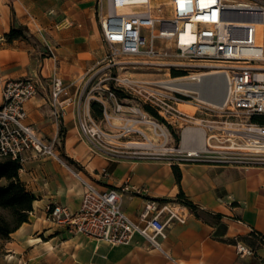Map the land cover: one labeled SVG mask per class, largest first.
<instances>
[{
	"label": "crops",
	"instance_id": "crops-1",
	"mask_svg": "<svg viewBox=\"0 0 264 264\" xmlns=\"http://www.w3.org/2000/svg\"><path fill=\"white\" fill-rule=\"evenodd\" d=\"M96 12L95 0H0V102L6 80H36L24 122L42 139L59 141L62 161L31 150L20 155L18 178L34 200L28 221L0 242V264H264V244L242 258L226 241L252 232L264 237V165L124 159L92 151L82 137L77 113L90 98L85 79L105 55ZM12 26L26 27L37 45L7 44L3 36ZM49 48L53 57L45 54ZM52 76L65 87L62 116L50 102ZM172 165L179 168V183ZM124 183L138 190L121 200V210L134 222L142 224L139 214L147 199L179 207L186 216L158 238L167 256L136 233L129 244L110 246L47 220L52 205L78 210L86 184L105 190ZM180 190L208 214L205 219L175 202Z\"/></svg>",
	"mask_w": 264,
	"mask_h": 264
},
{
	"label": "built area",
	"instance_id": "built-area-1",
	"mask_svg": "<svg viewBox=\"0 0 264 264\" xmlns=\"http://www.w3.org/2000/svg\"><path fill=\"white\" fill-rule=\"evenodd\" d=\"M95 1L101 37L107 46V53L100 62H105L104 68H115L123 73L107 78L111 84H104L101 93L90 96L78 107V128L92 151L129 159H158L161 155L152 149L126 152L121 146L117 148L113 142L120 134L115 136L100 130L89 110L91 99L100 104L102 116L109 123L115 119L128 125L148 124L156 131L161 130L158 121L172 127L190 122L191 116L179 109L181 103L192 105L188 92L169 87L165 80L133 78L129 75L133 71L151 70L167 77L172 70L182 71L185 76L169 81L184 79L197 84L204 77L200 75L214 72L226 84L223 104L213 106L195 99L197 104L193 107L206 116L241 119L236 129L240 134L207 124L204 126L207 143L203 149L180 150L177 162L264 165V124L250 121L253 116L264 119V45L262 39L257 42V26L264 23V0ZM48 51L53 57L50 48ZM48 84L53 112L62 116L60 98L66 95L62 80L52 76ZM37 85V81L30 78L4 82L0 102V157L20 160L24 151L31 150L62 163L56 153L59 141L42 139L24 122V106L35 97ZM193 94L198 96L196 92ZM145 106L155 115L144 111ZM109 109L116 117L107 113ZM216 129L222 133H213ZM223 132L227 135L224 141L229 145L211 146V139L222 143ZM187 145L195 147L198 140L192 138ZM225 154L250 157L242 159ZM129 192L138 190L129 183L105 190L86 184L78 210L52 205L47 207V220L70 233L95 238L110 246L127 245L136 233L149 246L162 251L158 238L166 236L173 220L183 223L186 216L179 207L147 199L139 214L142 224H138L121 210L122 196ZM234 246L242 258L254 254L241 242Z\"/></svg>",
	"mask_w": 264,
	"mask_h": 264
},
{
	"label": "rangeland",
	"instance_id": "rangeland-1",
	"mask_svg": "<svg viewBox=\"0 0 264 264\" xmlns=\"http://www.w3.org/2000/svg\"><path fill=\"white\" fill-rule=\"evenodd\" d=\"M96 16H97V21L99 18V15L96 12ZM99 22V21H98ZM99 24V23H98ZM103 42V40H102ZM32 45H37L38 42H31ZM104 43V42H103ZM104 50H105V54L107 53V46L104 44ZM49 51H45V54H48ZM102 60V59H101ZM100 62V61H99ZM97 63V65L95 66L94 70H93V76L91 74V76H88L85 80H86V84H87V92L86 95L87 96H97L98 93L102 92L101 88H103L102 86L104 84H111V81L108 80L107 78L109 77H114V76H119L121 75L120 70L112 68V69H108V68H104L105 66V62H100ZM132 72V71H130ZM128 72V73H130ZM131 77L133 78H143V79H148V80H165V81H169V80H173L174 78H178V77H171L170 73L169 76H164L162 75V72L160 73H156L153 72L151 70H135L132 72V74H129ZM185 76V75H183ZM181 77V76H180ZM185 82L187 80H184ZM192 86L197 87V90H195L196 93H198V96L205 98L207 100L210 101H214V102H219L222 98L223 95V87H224V80L222 79V77L211 74V75H207L204 76L201 79L200 83H191ZM190 97H188L191 100L192 106L196 105V98L197 97L195 94H190L188 93ZM84 97V96H83ZM84 100V98H83ZM91 101H95L94 99H91ZM124 104H129V102L124 101ZM216 106H220L219 104H217ZM144 109V108H143ZM144 111H146L144 109ZM107 113L109 115H112L113 117H116L115 115H113L111 113V110H107ZM150 114V113H149ZM188 114V113H187ZM124 116H127V113H123ZM191 116V119L189 120L190 122H186L183 123L181 125H175V126H169L167 124L162 123L161 121H158V125L160 126V128L164 131V135L163 133H161V130L156 129V131H154V129L149 126L148 124H136V125H128L127 123H125L123 120H115L112 119L111 123L107 122L106 119L102 116L99 119H95L96 123L98 125V127L100 128V130H102L105 133H108L110 135H119L116 139L115 142H113V144L115 146H118L117 148H120L121 146V150L123 151H141V150H146V149H152L157 153H161V155L159 156L160 158L158 159H134V160H157V161H173V162H177V158H180L181 155L179 154L180 150H183L184 148L181 145V139H182V131L186 130V127L189 128H202L203 130H206V128L204 127L207 124H210L212 126H215L216 128H220V129H232V130H236L238 129L240 126L238 124H241V119L239 118H235V117H217L215 115L212 114V116H206L204 114H201L200 112L196 111L195 108H193V112L191 114H188ZM206 120L208 122L204 123V122H200L199 124V120ZM215 121V122H214ZM224 121H226V123H224ZM198 122V123H196ZM224 123V124H223ZM229 123H231L232 125H228ZM132 128H135V130L130 131ZM216 129L213 133H222L221 130ZM129 130V132H128ZM155 132L157 134H155ZM226 133H228V131H224ZM223 132V133H224ZM223 135V134H222ZM146 137L150 138V141L146 140ZM227 137V135L225 136V133L223 135L222 138V143H217L215 140L211 139L209 140V144L211 146H214V148H218L217 146H227L229 145V143L227 141H224V139ZM165 140V141H164ZM133 142H138V143H147V145H143V147H134L133 145L129 143H133ZM149 142V143H148ZM162 145L163 150H159L157 147ZM197 147V146H196ZM225 156H229V157H239V158H246V157H250V155L247 154H225ZM124 159H128V158H124ZM2 244V243H0Z\"/></svg>",
	"mask_w": 264,
	"mask_h": 264
},
{
	"label": "trees",
	"instance_id": "trees-1",
	"mask_svg": "<svg viewBox=\"0 0 264 264\" xmlns=\"http://www.w3.org/2000/svg\"><path fill=\"white\" fill-rule=\"evenodd\" d=\"M4 41L7 44L15 40H21L32 44L37 42L36 38L30 34L24 26H12L10 30L4 34ZM171 77H180L185 75L182 71L172 70ZM118 96L120 93L117 92ZM144 109L151 115L155 113L147 106ZM89 110L94 119L102 117L101 106L96 101H90ZM253 123L264 124L263 117L253 116L250 119ZM20 163L18 159H11L10 157H0V242L7 240L11 233H13L21 224L28 221V215L31 211V204L34 200L33 194L28 192L23 183L18 178V170ZM172 173L177 183L180 180V171L177 165H172ZM175 202L186 207L192 214L198 218L205 219L208 214L199 210L180 190L175 198ZM214 219H219L220 215H212ZM230 244L241 242L250 249L251 247L264 244V237L252 232L247 237H238L231 240H226ZM253 250V249H252Z\"/></svg>",
	"mask_w": 264,
	"mask_h": 264
},
{
	"label": "bare ground",
	"instance_id": "bare-ground-1",
	"mask_svg": "<svg viewBox=\"0 0 264 264\" xmlns=\"http://www.w3.org/2000/svg\"><path fill=\"white\" fill-rule=\"evenodd\" d=\"M264 31V23L263 24H258L257 26V42H261V38H262V35H263V32ZM211 74H216V73H207L206 75H200V76H207V75H211ZM201 82V79L199 81V83ZM169 84V87L171 88H176L178 90H182V91H185V92H188V93H194L195 90H197V87L195 86H192L191 83L189 82H185L184 79H175V81H168ZM225 95H226V84L224 82V87H223V95H222V98L219 102H212V101H208L207 99L205 98H202L200 96H197V97H194L196 98L199 102H202V103H208V104H211L213 106H216L217 104H219L220 106L223 104L224 102V98H225ZM193 106L190 104V103H181L179 104V109L182 110L183 112L185 113H188V114H191L193 112ZM198 123V122H196ZM200 124V123H199ZM237 130H232V129H229V133L231 134H240V133H236ZM161 133H163V135L165 134L164 131L161 129ZM197 139L198 140V145L197 147H189L187 144L188 142L190 141V139ZM146 140L147 141H150L151 139L146 137ZM165 141V140H164ZM149 143V142H148ZM207 141H206V138H204V130L202 128H192V129H187L185 130V132L182 134V139H181V145L184 149H186V151H189V152H195L196 150H201L203 149V146L204 144H206ZM133 145L134 147H143V145H147V143H138V142H133V143H129V146ZM159 150H163L162 148V145L158 146L157 147ZM176 209H178V207H175Z\"/></svg>",
	"mask_w": 264,
	"mask_h": 264
}]
</instances>
